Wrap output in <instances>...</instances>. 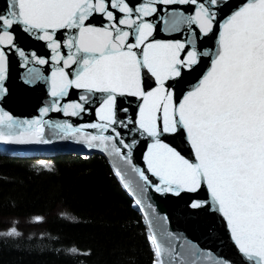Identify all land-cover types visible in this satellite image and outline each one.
I'll list each match as a JSON object with an SVG mask.
<instances>
[{
    "label": "snow or ice",
    "instance_id": "obj_1",
    "mask_svg": "<svg viewBox=\"0 0 264 264\" xmlns=\"http://www.w3.org/2000/svg\"><path fill=\"white\" fill-rule=\"evenodd\" d=\"M158 5L190 6L191 15L172 13L169 28L179 31L187 24L185 39H155L147 18ZM94 16L104 23L93 24ZM18 31L51 51L52 100L30 120H16L0 109V141L48 144L45 126L56 129L60 139L116 160L115 173L138 205L149 189L192 194L190 207L221 218L248 264H264V0H241L238 6L231 0H2L0 100L8 95L11 55H18L22 66L49 63L34 52L29 59L17 43ZM212 37L215 50H201L199 41ZM205 57L211 58L210 67L200 75ZM40 78L30 68L24 83ZM72 89L80 90L78 100L61 103ZM94 104L95 122L74 127L44 119L49 112L80 117ZM142 142L145 168L133 163V150ZM186 148L191 158L184 155ZM41 167L51 170L43 162ZM128 169L138 177L135 186L126 178ZM148 226L152 229L151 220ZM6 234L18 233L12 228ZM149 239L154 264L177 260L179 254L155 232ZM207 259L229 264L211 254ZM179 264L188 262L180 258Z\"/></svg>",
    "mask_w": 264,
    "mask_h": 264
},
{
    "label": "trees",
    "instance_id": "obj_2",
    "mask_svg": "<svg viewBox=\"0 0 264 264\" xmlns=\"http://www.w3.org/2000/svg\"><path fill=\"white\" fill-rule=\"evenodd\" d=\"M132 202L103 155L0 153V264H153Z\"/></svg>",
    "mask_w": 264,
    "mask_h": 264
},
{
    "label": "water",
    "instance_id": "obj_3",
    "mask_svg": "<svg viewBox=\"0 0 264 264\" xmlns=\"http://www.w3.org/2000/svg\"><path fill=\"white\" fill-rule=\"evenodd\" d=\"M139 0H130V3L136 4ZM234 5H239L241 0H231ZM2 4V0H0ZM157 13L148 17V21L154 25V37L158 40H183L189 35V26L181 24L179 31H170L172 13L183 12L185 16L191 15L190 6L186 5H158ZM230 11V10H229ZM228 13H225L227 15ZM91 22L96 26H101L104 23L103 17L94 16ZM194 27V26H193ZM198 31V30H197ZM18 37V45L26 52L31 59V54L34 52L38 57L47 59L48 64L39 65L30 62L27 66H22L23 61L18 55H11L9 60V75L5 81V86L8 89V95L3 100H0V109L8 112L16 120H30L39 117L40 109L48 105L52 97L49 96L48 78L51 76L52 63L51 51L47 48L45 42L37 41L22 31L16 32ZM58 38H65L63 32L58 33ZM202 44L201 50H215L216 39H203L199 41ZM64 55H67L68 50L62 49ZM211 58L205 57L202 61L201 73L210 67ZM34 68L39 73L41 78L37 79L32 84L24 83L28 69ZM75 66H73L74 70ZM199 79V75L191 79L194 84ZM188 85H185L187 88ZM80 90H70V95L64 98L61 103L78 100ZM95 107L92 105L88 112L83 113L80 117H66L61 112H49L44 117L45 120L51 123H63L67 121L78 127L81 124L95 122ZM92 131V130H89ZM45 138L52 141L48 144H13L0 141V153L16 154V155H43L44 152L53 151V154H61L67 148L84 149L88 154L103 155L113 170L117 180L122 188L132 198V206L140 213L142 221L147 233V239L153 251V245L149 239L152 232H155L158 239L166 247L174 250V254H179L177 260L173 264H179V259L183 258L188 264L192 260H196L197 264H210L207 257L211 254L213 259L227 260L229 264H248L242 254L239 253L234 242L231 240L222 219L215 214L205 213L199 210H194L190 207L191 200L189 196L192 194H182L180 197L171 194L161 195L149 189L144 194L143 204H136V198L126 189L117 177L114 166L118 163L112 157L98 149H88L83 144L75 142L73 139H60L56 129L45 126ZM81 148V149H80ZM146 151V143L142 142L136 149L133 150V163L141 168H145L143 162V154ZM74 150L68 153H73ZM184 155L186 158H191L190 149H185ZM122 163V162H119ZM127 179L133 181V185L139 183L138 177L134 173L127 170ZM154 179V178H153ZM206 191L199 195L200 199L206 198ZM151 205V208L148 207ZM154 209V211H153ZM166 218V219H165ZM152 221V229H149L148 222ZM171 234V235H169ZM196 255L193 256L192 252ZM153 260V264H154Z\"/></svg>",
    "mask_w": 264,
    "mask_h": 264
},
{
    "label": "rangeland",
    "instance_id": "obj_4",
    "mask_svg": "<svg viewBox=\"0 0 264 264\" xmlns=\"http://www.w3.org/2000/svg\"><path fill=\"white\" fill-rule=\"evenodd\" d=\"M80 149H81V148H80ZM80 153H81L82 155L86 156V157H87L88 155H90V154H88L89 152L86 151V150H84V149H81Z\"/></svg>",
    "mask_w": 264,
    "mask_h": 264
}]
</instances>
